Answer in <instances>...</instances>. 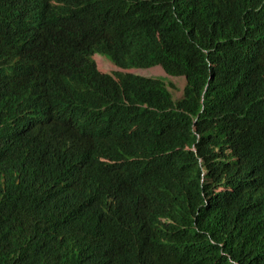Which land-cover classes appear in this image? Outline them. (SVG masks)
<instances>
[{"label": "trees", "instance_id": "trees-1", "mask_svg": "<svg viewBox=\"0 0 264 264\" xmlns=\"http://www.w3.org/2000/svg\"><path fill=\"white\" fill-rule=\"evenodd\" d=\"M13 2L0 0V264H264V0H79L96 24L72 25L50 69L80 82L84 118L51 147L21 124L39 44ZM93 49L185 76L181 96L98 71ZM88 134L108 146L84 148Z\"/></svg>", "mask_w": 264, "mask_h": 264}, {"label": "clouds", "instance_id": "clouds-1", "mask_svg": "<svg viewBox=\"0 0 264 264\" xmlns=\"http://www.w3.org/2000/svg\"><path fill=\"white\" fill-rule=\"evenodd\" d=\"M79 7V0H14L11 9L22 36L36 39L39 44L33 55L34 59L28 64L29 69L23 76V83L28 84L30 95L26 107L21 109V124L32 141L48 147L67 141L84 118L78 102L73 99L80 82L72 72L61 77L59 74H62V65L50 69L52 53L64 42L62 36L72 25L79 29L81 36L86 37L96 24L95 15L92 12L86 13ZM104 51L93 49L86 52L94 60L96 69L102 73L122 70L142 74L139 72L141 69L149 68L120 66ZM6 58L10 60L5 61L7 68L15 67L17 56ZM96 58L102 64L110 66V69L112 66V69L100 70ZM134 69L136 72L132 71ZM59 80L61 84L51 89ZM82 142V146L88 150L108 146L107 139L101 134H88Z\"/></svg>", "mask_w": 264, "mask_h": 264}, {"label": "rangeland", "instance_id": "rangeland-1", "mask_svg": "<svg viewBox=\"0 0 264 264\" xmlns=\"http://www.w3.org/2000/svg\"><path fill=\"white\" fill-rule=\"evenodd\" d=\"M96 60L98 62V68L100 70L103 71L106 69H110V66H105L104 64H102V62L98 58H96ZM111 69H112V66H111ZM139 72H141L142 74L151 75V76H155V77H162L163 78L162 80L164 81L168 90L172 93L173 97L178 98L181 96V94L183 92V86L185 85L184 76H175V77L170 76V75L166 74L164 72V70L159 65L149 67V68H145V69H141Z\"/></svg>", "mask_w": 264, "mask_h": 264}, {"label": "water", "instance_id": "water-1", "mask_svg": "<svg viewBox=\"0 0 264 264\" xmlns=\"http://www.w3.org/2000/svg\"><path fill=\"white\" fill-rule=\"evenodd\" d=\"M132 71H134V72H136V70L134 69V70H132ZM186 78V77H185Z\"/></svg>", "mask_w": 264, "mask_h": 264}, {"label": "bare ground", "instance_id": "bare-ground-1", "mask_svg": "<svg viewBox=\"0 0 264 264\" xmlns=\"http://www.w3.org/2000/svg\"><path fill=\"white\" fill-rule=\"evenodd\" d=\"M105 66H107V65H105Z\"/></svg>", "mask_w": 264, "mask_h": 264}]
</instances>
